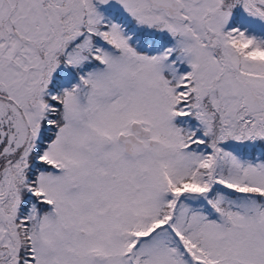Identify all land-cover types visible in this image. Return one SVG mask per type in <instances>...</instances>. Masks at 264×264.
<instances>
[{
  "label": "snow or ice",
  "instance_id": "snow-or-ice-1",
  "mask_svg": "<svg viewBox=\"0 0 264 264\" xmlns=\"http://www.w3.org/2000/svg\"><path fill=\"white\" fill-rule=\"evenodd\" d=\"M0 264H264V0H0Z\"/></svg>",
  "mask_w": 264,
  "mask_h": 264
}]
</instances>
